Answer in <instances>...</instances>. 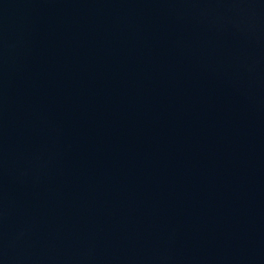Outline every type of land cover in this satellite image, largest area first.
<instances>
[{
    "label": "water",
    "instance_id": "water-1",
    "mask_svg": "<svg viewBox=\"0 0 264 264\" xmlns=\"http://www.w3.org/2000/svg\"><path fill=\"white\" fill-rule=\"evenodd\" d=\"M0 264H264V0H0Z\"/></svg>",
    "mask_w": 264,
    "mask_h": 264
}]
</instances>
